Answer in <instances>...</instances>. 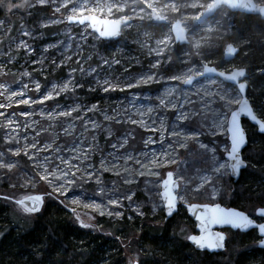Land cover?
<instances>
[{
    "label": "rangeland",
    "instance_id": "1",
    "mask_svg": "<svg viewBox=\"0 0 264 264\" xmlns=\"http://www.w3.org/2000/svg\"><path fill=\"white\" fill-rule=\"evenodd\" d=\"M210 1L66 0V2L77 6L74 9V13L78 16L94 14L106 19L129 18L131 20V23L121 30V34L117 40L106 41V48L99 49L93 47L87 41L90 34H93L95 39L101 40L90 31L88 26V28H85L83 25L69 24L67 22L66 18L71 14V5L66 9L62 8L60 13H54V8L63 3V0H56L55 4L49 0L48 4L43 5L44 10L37 15L38 17L35 19L36 23H30L26 21V18L25 20L23 19V16L29 15L33 8L43 7L36 5L35 7L28 8L29 4H35V0H0V4H2L0 6V21H3V27L8 29V31L0 34V61L8 60L9 53L15 57L10 63L2 65L4 71L0 72V83H6L10 90L16 91H20L21 86L27 83L29 90H27L25 98H35L39 93L35 91L32 81H38L41 84V91L43 92L45 88L50 90L53 84H62V82H66L69 79H74L78 84L74 87L73 91L63 93L58 97L61 98L58 100L59 105L67 106L68 108L79 106L82 114L87 112V108L96 105L98 111L94 113L87 112V118L99 125V127L93 129L91 124H89L88 131H84L83 123L76 120L74 121V130L69 135L63 129L68 123L73 121L66 118L52 120L47 115V111L55 106L56 102L52 103L51 106H48V101L46 102L47 104L45 103L46 105H32L31 111L34 114L29 117H20L19 113L21 111L29 109L25 105H18V98L13 97L10 102L12 106L7 109H0V111L16 113L21 125H23L25 120L29 124H32L31 128L25 129L21 127L19 133L21 146L29 144L35 138L38 147L43 148L45 145H51V148L46 152L38 153L33 150L39 157L38 161H32L25 157L31 167V171L28 170L26 172V169L22 168L19 162L18 168L10 173L12 178L7 182H0L2 187L3 183L4 187L10 185L7 193H9L12 199H19L28 195H43L45 204L47 200L52 199V196L59 198L62 205L72 210L75 209V212H73L74 216L81 217L84 223L90 225V227L102 228L103 223L99 221L100 218L112 221L126 219L128 222L138 220L140 221L138 224L152 223L160 225V221L163 218L160 184L168 171H172L175 178L178 171L186 176L195 178L192 187H196L198 183L203 182L201 177L215 180V174L210 170H205L209 166L205 165L202 159L184 150H181L176 156L177 163L175 165H169L167 168H152L149 160L145 159L141 154L147 152L150 154L155 153L159 156L162 151L168 150L169 140L167 133H165V139L161 143L159 133L146 131L138 124H132L129 120V117L136 120L141 119L142 117L139 116L138 110H146L152 107L155 109V112L151 114V118L145 116L143 119L151 123V119L159 118L164 119L166 125L171 124L175 120L176 113L162 109L159 106V100L161 98L167 100L180 96L181 89L193 100L195 106L198 108L201 106L202 97L208 100L214 99L215 102L210 107L219 112L222 104L219 97L206 96L205 89L212 93H218L225 87H229L228 84L223 83L218 78H212L216 80V84H212L215 81H209L204 78L197 80L199 81L198 83L195 81V87H193L171 79L173 76H177V78L186 76L196 77L201 74L204 65L218 67L215 64L216 59L214 55L211 57L210 54H207L204 57L202 52H209L213 47L214 42L210 40L211 37L223 40L218 31L220 29V19L224 14L218 17L214 16L196 27L191 23L209 5ZM254 1L257 4L264 5V0ZM8 4L14 8L13 11L9 12L7 10ZM17 5H19V9L15 10ZM152 10L164 17L168 24L163 26L153 24L150 17ZM176 19L185 23V28L188 30L187 39L189 43L185 46H180V49L174 54L177 50L174 45L177 44L174 43L170 24ZM52 20H62L63 22L53 24L51 23ZM16 22H18L17 25L15 24ZM43 24H47L48 27H41ZM22 28L29 31L31 35L27 37L23 36L21 34ZM75 29H77V33H74ZM82 33L84 34L83 36ZM13 39L16 43L12 42ZM21 39L31 45V55L26 53L23 48L17 49L16 44ZM228 43L232 42H229L227 39L223 40L222 53L225 45ZM52 45L56 47H52ZM46 48L48 49L47 52L44 51ZM67 56H71L72 59L70 61L65 60L64 58ZM87 57H91V59H86ZM41 59L44 60L42 65L34 63V61ZM53 60L61 66L57 68L53 65ZM104 60H118L119 63L113 64L111 68H107L103 63ZM77 61H80V63L78 64ZM157 63L159 67L152 69V72L156 74V79L146 85H158V88L153 92H141L140 90H135L138 88L135 87L126 89L125 91H109L105 93L96 84V80H103L105 78L110 80L113 77L118 80H123L126 77L139 78L141 73H148L151 65ZM223 64H226V66L218 68L224 71L240 67L235 65L233 61H224ZM81 66L86 70L94 68L96 72L92 73L91 76L86 75L79 71ZM73 69L76 71L73 72ZM25 71L30 73V77L22 75ZM247 83L249 88L250 80ZM90 89H95V91H91ZM169 89L173 90L172 97L166 96ZM229 91H231L230 87ZM3 103H9V101L5 96H0V104ZM41 109H44V111H41ZM116 112L122 113V116L118 118L120 119V123H117L115 120L104 119L105 115L113 116ZM211 116L212 113L209 112L208 123H211ZM2 121L3 118L0 117V122ZM33 121H35V124H33ZM156 126L158 127L159 124ZM196 127L197 122L194 121L187 128L182 129V131L191 133ZM37 132H39V136H36ZM0 135H3V130H0ZM150 135L156 142L145 147L144 141ZM93 137H95L94 140ZM225 138V136L219 133L215 137L200 138L202 142L209 144V149L218 146L216 153V163L218 164H228L222 157V142ZM125 139H127V143L123 147H120ZM113 144H116L117 147L113 148ZM74 147L90 150V158L85 161V165H92V168L88 170L96 171L101 180L100 184L96 183L95 178L86 183L77 181L76 184L68 186L65 192L61 194L54 192L47 181L37 179L33 183L30 179H26V177L31 178L36 174L37 169L35 165L37 163L47 167L50 172L53 171L55 166L60 163L57 157H69L73 154L71 149ZM57 149L59 151H56ZM5 151H7L6 148ZM129 154L140 158L142 163L149 164V169H141L134 161L126 162V157ZM209 155H211V152ZM45 156L50 158L51 163L44 162ZM101 161H104L110 168L112 165H116V168L112 171L104 172L101 168ZM194 161H198L196 162L197 167L191 168ZM125 167L133 169L131 176L122 171ZM117 170L121 172L119 176L115 175V171ZM149 170L158 172L159 175L154 177L148 174L144 176L137 174L139 171L147 173ZM40 174L43 175V172L41 171ZM2 176H0V179ZM126 179H130L133 182L130 184L125 183ZM205 187H207L208 192L200 196L201 198L203 197L200 204H215L221 192L219 186L214 197L208 195V193L212 192V187L208 184H205ZM179 191L177 189L176 194L180 204L196 203L193 202V193L189 192L185 194L183 200H181L178 194ZM203 191L204 188H201V192ZM128 195L133 197L131 201L125 198ZM110 198L119 199L121 207L114 209L112 205H109L108 200ZM195 199L197 198L195 197ZM73 200L77 201V203L73 204ZM95 204H100L101 210H118L123 215L119 219L115 216H102L99 214L100 210L91 206ZM136 208H139L142 214L133 211ZM12 210L19 214V216H26L28 214L16 203ZM254 210L253 213L249 214L250 216H254ZM181 219L185 222L187 221L183 217ZM179 221L180 227L183 226L182 229L186 230V233L182 236L187 240L188 236L194 232V224L192 223V229H188L186 223L177 219L174 222L175 227ZM139 229L140 226L137 225L135 230L138 231ZM170 229L172 230V227ZM120 237L116 236L114 238L120 239L123 243L126 264H130V262L131 264L133 262L140 264L139 260L150 245L146 243H133L130 239L131 237L128 236H124V239ZM113 250L115 251L116 249ZM159 251L161 249L156 247L155 252L159 254ZM98 264H109V259L102 260Z\"/></svg>",
    "mask_w": 264,
    "mask_h": 264
},
{
    "label": "snow or ice",
    "instance_id": "2",
    "mask_svg": "<svg viewBox=\"0 0 264 264\" xmlns=\"http://www.w3.org/2000/svg\"><path fill=\"white\" fill-rule=\"evenodd\" d=\"M53 4L56 3V0H51ZM49 0H35V4H29L28 8L35 7L36 5H45L48 4ZM71 5V14L67 16V22L69 24H79L87 26L91 23L87 19L79 18L77 14L74 13V9L77 7L75 4H71L63 0L59 6L54 8V13H60L62 8H68ZM2 6V4H0ZM19 9V5L15 10ZM9 12L13 11L14 8L10 4L7 6ZM62 20H52L51 23H60ZM4 22L0 21V34H3L8 29L3 27ZM41 27H48L47 24L41 25ZM99 37L109 38L102 35V29L97 31L93 28ZM21 34L25 37L30 36L31 33L27 30L21 29ZM84 34L82 33V36ZM13 43L16 41L13 39ZM17 49L23 48L26 53L31 55V45L21 39L16 44ZM52 47H56L52 45ZM70 47V46H69ZM44 51H48L46 48ZM15 57L11 56L9 53L8 60L0 61V72H3L4 69L2 65L10 63ZM65 60H71V56L64 58ZM86 59H91L87 57ZM34 63L43 64L44 60L34 61ZM53 65L59 68L61 65L57 64L55 60L52 61ZM79 64L80 61H77ZM104 65L107 68H111L113 64H118V60H104ZM159 64H152L151 69L148 73H141L139 78H124L123 80H118L113 77L110 79L96 80V84L102 88V90L107 93L109 91H125L126 89H132L139 87L141 85H148L154 79H156V74L152 72V69H157ZM76 70L73 69V72ZM79 71L85 73L86 75L91 76L92 73L96 72V69L89 68L85 69L82 66ZM24 77H30V73L25 71L22 74ZM71 75V74H70ZM222 78L223 81L230 82L229 87H225L221 92L212 93L205 89L206 96H218L219 100L222 102L219 112L216 109L211 108L210 105L214 103L213 100L201 98V106L198 108L195 106L193 100L183 92L181 89V95L176 96L175 98H161L159 100V106L167 111H172L176 113L175 120L171 124H167L164 119H151V123H148L147 120L143 117L148 116L151 118V114L155 112V109L152 107L147 108L146 110H138V114L142 117L139 120L132 119L129 117V120L132 124H138L140 127L144 128L146 131L152 133H159L161 143L165 139V133H167V138L169 140L168 150L162 151L159 156L155 153L144 152L141 155L149 160V164L152 168H167L169 165H175L177 163L176 156L181 150L188 151L189 154L198 157L203 160L205 165H208L209 168L205 170H210L215 174V180L222 179L224 175H233L237 180L239 179V170L247 168V165L243 163L244 160L248 159L251 156L258 155L257 145H259L261 153H264V92H261L257 95H249L248 83L251 77L245 70H235L228 74L223 72L214 71L213 69L206 68L204 73L200 77H204L209 81H215L212 79V76ZM260 76L264 77V66L260 69ZM172 80L180 81L184 85H194V79L192 76L180 77L177 76L171 77ZM199 81H197L198 83ZM34 89L39 95L35 98L27 97V90H29V85L27 83L21 86L20 91L10 90L9 86L6 83H0V96H5L9 103L0 104V109H7L11 107V100L13 97L18 98V105L27 106L26 111H21L19 113L20 117H29L34 114L31 111L32 105H44L47 101H53L57 97H60L61 94L73 91L74 87L78 84L74 79H69L62 84H53L51 89L45 88L44 91H41V84L38 81H32ZM82 86V85H80ZM95 91V89H90ZM10 93V94H9ZM167 97L173 96V90L169 89L166 93ZM134 102V101H130ZM44 111V109H41ZM98 111L96 105H92L87 108V112H96ZM87 112L81 113L79 106H72L68 108L67 106H61L57 102L50 110L47 111V115L50 119L56 120L57 118H66L73 122L68 123L64 127V132L66 134H71L74 130V121L79 120L83 123L84 131H88L89 124L93 129L99 127L95 121H90L87 118ZM212 113L211 123H208L209 120L208 113ZM75 114V115H73ZM122 116V113L116 112L113 116L105 115V120H115L117 123H120L119 117ZM0 117L3 118V121L0 122V130H3V135H0V143L4 145L7 151L0 149V171L5 173H12L19 166V160L15 159L17 157L25 156L29 160L38 161L39 157L33 152L35 150L38 152H46L51 148V145H45L43 148L38 147V143L35 138L29 143L21 146L20 144V129L21 127L27 129L31 128L32 124H29L27 120L24 121L23 125L19 123L16 113H7L6 111H0ZM194 121L197 122V127L191 132L182 131V129L187 128ZM35 124V121H33ZM159 124L157 127L156 125ZM222 130V131H221ZM221 134L226 138L222 142V157L225 161L231 162L229 172V165L226 163H216V153L218 151V146H214L209 149V144L201 141V137H215L217 134ZM110 134V133H109ZM36 136H39V132L36 133ZM257 137L259 139H257ZM95 137H93V140ZM156 141L150 135L144 141L145 147L150 144H154ZM127 143V139L124 140L123 144L120 147H123ZM113 148H116L117 145L113 144ZM242 150H245V155H241ZM56 151H59L57 149ZM73 153L69 157L65 158L63 156H58L57 159L60 161L59 164L55 166L53 171H49L47 167H44L42 164L37 163L35 165L37 172L30 179L33 183L39 179L47 181L52 187L54 192H59L63 194L68 186L76 184L77 181L88 182L95 178L97 184L101 183L100 177L96 174V171H89V168H92V165H85V161L90 158V150H85L79 147H74L71 149ZM211 152V155L209 153ZM226 154V155H223ZM127 161H134L135 164L139 165L141 169H149V164L142 163V160L137 157H133L129 154L126 157ZM45 163H51L50 158L44 157ZM101 168L104 172L112 171L116 168V165L108 167L104 161H101ZM43 172V175L40 172ZM123 172L128 173L130 176L133 174V169L123 168ZM79 173V175H77ZM121 174L120 170L115 171V175L119 176ZM140 176L146 174L152 176H158V172L149 170L147 173L145 171H139L137 173ZM203 180L202 183H198L196 187H192V184L195 180L193 177L186 176L179 171L176 173V178L174 179V174L172 171L167 172V179L163 181L164 187L167 190L170 185H173L176 189L180 190L178 192L180 199L183 200L184 195L191 192L200 196H203L208 192L205 184H208L212 187V192L208 195L214 197L217 192V185L215 180L208 177H201ZM130 179H126L125 183H132ZM201 188H204V191L201 192ZM223 194V193H222ZM127 200L131 201L133 197L128 195L125 197ZM164 198L167 206V215L172 216L173 210L175 207L176 196L171 195L168 191H165ZM7 199V197H5ZM40 196L30 197L29 201L31 202L30 207H26L24 211L27 213H36L40 210ZM17 204L25 203L24 201H16ZM73 204H76L77 201L73 200ZM261 206L258 211L255 213L256 216L264 219V196L260 198ZM108 204L112 205L114 209L121 207L119 199H109ZM97 210H100V215L115 216L119 219L123 213L118 210H101L100 204L91 205ZM155 210V207H154ZM133 211L140 213L139 208L133 209ZM189 211L193 213L199 211L201 214L196 215V220L199 223L200 231L202 235L200 236H190L188 239L194 248L201 253H215L218 250L224 248V239L225 237L221 233H215L211 230L212 226H224L230 225L233 228L247 230L248 228H254L258 231L261 237H264V222H254L253 219L249 218L248 215L240 211L235 210H226L220 207L219 204H216L214 207H209L207 204L198 206L191 205ZM75 212V209H73ZM77 219L79 217L77 216ZM82 227H90L88 224H83ZM261 246L264 247V240L261 241ZM37 264H43V261H38ZM131 264V262H130Z\"/></svg>",
    "mask_w": 264,
    "mask_h": 264
},
{
    "label": "trees",
    "instance_id": "3",
    "mask_svg": "<svg viewBox=\"0 0 264 264\" xmlns=\"http://www.w3.org/2000/svg\"><path fill=\"white\" fill-rule=\"evenodd\" d=\"M43 10L44 6L33 8L23 19L36 23L37 15ZM221 14L224 16L220 19L218 33L223 40L227 39L238 47L239 53L233 63L246 69L251 77L249 95L253 93L258 96L264 92V77L260 76V69L264 66V21L254 15L229 12L224 7L214 16ZM77 32L75 29L74 33ZM87 39L95 48H106L107 42L95 39L93 34ZM210 40L214 45L209 52L203 51V56L214 55L218 67L226 66L222 59L223 40L213 37ZM174 46L177 48L176 54L180 45ZM157 88L158 85H142L135 90L153 92ZM60 99L57 97L48 101V106ZM1 145L3 144H0V149L5 150L4 145ZM257 152L258 155L246 159L247 168L241 171L238 180L233 181L230 176L216 180L217 187L221 190L217 203L235 207L248 215L253 213L254 208L261 206L260 198L264 196V153H261L259 146ZM17 159L26 172L31 171L25 156ZM196 162L198 161L192 163L191 168L197 167ZM1 175L0 182H7L12 178L10 173L3 171ZM3 187L0 183V264H37L38 261H43V264H98L105 259H109V264H126L123 243L114 238L120 235L121 239L128 236L133 243L150 245L139 260L140 264H264V249L257 247L259 237L253 230L244 233L227 230L225 249L219 253H201L192 248L182 236L186 230L182 229L183 226L180 227V221L174 226V222L180 219L188 229H192V221L183 207L166 221L163 215L160 225L138 224V220L128 222L126 219L112 221L100 218L102 228L82 227V223H86L81 217L77 219L72 209L62 205L59 198L53 196L39 213L19 216L12 210L15 199L7 193L10 185ZM192 197L193 202H202L203 197L200 195L193 193ZM181 217L187 221H183ZM137 225L140 226L138 231L135 230ZM156 247L161 249L159 254L155 252Z\"/></svg>",
    "mask_w": 264,
    "mask_h": 264
},
{
    "label": "water",
    "instance_id": "4",
    "mask_svg": "<svg viewBox=\"0 0 264 264\" xmlns=\"http://www.w3.org/2000/svg\"><path fill=\"white\" fill-rule=\"evenodd\" d=\"M222 7L226 8L229 12L241 13V14H245V15H254V16L259 17L260 20L264 21V5L257 4V3H255L254 0H211L209 5L201 12V14L197 18L192 20V22H191L192 25L194 27L199 26L200 24H202L206 20L212 18L214 16V14ZM150 17H151L153 24L161 25V26L168 24L167 20L164 17H162L161 15H159L157 12H155L153 10L150 13ZM79 18L89 20L91 22L88 25V27L90 28V31L92 33H94L99 39L104 40V41L117 40L121 34V30L131 23V20L129 18H121V19L113 20V19L101 18V17H98L97 15H94V14H89L86 16H79ZM77 25H79V24H77ZM93 28L96 29L97 31L102 29V35L105 37H109V38L99 37L98 34L95 31H93ZM170 31H171V34L173 36L175 44L182 46V45H187L189 43V41L187 39L188 30L185 28V23H183L179 19L174 20L170 24ZM238 53H239L238 47H236L233 43H228L227 45H225V47L223 49V53H222L223 58L222 59H223V61H230L231 62L237 57ZM206 68L213 69L214 71L223 72L226 74H228L232 71H235V70H245L246 71V69L244 67H238V68H233L229 71H224V70H222L218 67H215V66L204 65L202 68L201 74H199L196 77H193V78H195L194 82L197 80L204 79V77H200V76L204 73V70ZM212 78H218V77L213 75ZM218 79H220L223 83L230 85V82L223 81L222 78H218ZM243 152H244V150H242V152H241L242 156H243ZM227 162L229 165V172H230L231 171V168H230L231 162H229V161H227ZM243 163L246 164V160H244ZM243 169L244 168L242 167L239 170V176H240L241 171ZM229 176L233 181L237 180L233 175H229ZM165 179H167V173H166L165 177L162 179L161 184H160V197H161V202L163 205L164 221H166L167 219H170L174 214L177 213L180 206H182L184 208L187 216L190 218V220L194 224V232L192 234H190L188 236V238L190 236L202 235V233L200 231L199 223L195 218L196 215H199L201 213L199 211H197L195 213H193L192 211H189L190 206L193 204L198 205V206H202V205L207 204L209 207H214L216 204H219L220 207H222L226 210L231 209V210H235V211H240V212L244 213L245 215H248L247 213H245L242 210H239L235 207L224 206L220 203H215V204H209V203L180 204L178 201L177 194H176L177 189L173 185H170L169 188L166 190L164 187V183H163V181ZM174 179H175V177H174ZM165 191H168L171 195L176 196L175 207L173 210V215L171 217L167 215V206H166V201L164 198ZM35 196H40L42 198L41 202H40V210L36 213H28V214H37L42 210V207H43V201H44L43 195L24 196V197H21L19 199H15V203L18 200L24 201L25 203H20V204L16 203L24 211V209L26 207L31 206V202L29 201V198L35 197ZM258 209H259V207H257L254 210V217H252L250 215H248V216H249V218L253 219L254 222H258V223L264 222V219H261L260 217L255 215V213L258 211ZM211 230L215 233H221L225 237L224 248L215 252V253H219L225 249V242H226V238H227L226 230L240 231V232L244 233V232H248V231L256 230V229L250 227L247 230H242V229L233 228L230 225H224V226L214 225V226H212ZM256 233L259 236V240L257 242V247L264 249V247L261 246V241L264 240V237H261L257 230H256ZM188 238H187V242L190 244V246L192 248H194V246L191 244V242L189 241ZM208 253L211 254V252H208ZM133 264H138V262H133Z\"/></svg>",
    "mask_w": 264,
    "mask_h": 264
},
{
    "label": "flooded vegetation",
    "instance_id": "5",
    "mask_svg": "<svg viewBox=\"0 0 264 264\" xmlns=\"http://www.w3.org/2000/svg\"><path fill=\"white\" fill-rule=\"evenodd\" d=\"M227 10V9H226ZM43 204H44V201H43ZM252 217H254V216H252ZM260 221V220H259ZM253 231H256V230H253ZM226 232H227V230H226ZM259 237V236H258Z\"/></svg>",
    "mask_w": 264,
    "mask_h": 264
}]
</instances>
